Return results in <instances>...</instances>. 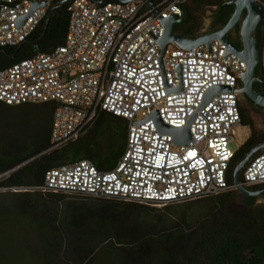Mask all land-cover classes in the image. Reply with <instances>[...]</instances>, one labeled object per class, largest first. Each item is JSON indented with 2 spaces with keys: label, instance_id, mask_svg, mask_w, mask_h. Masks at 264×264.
Listing matches in <instances>:
<instances>
[{
  "label": "built area",
  "instance_id": "built-area-1",
  "mask_svg": "<svg viewBox=\"0 0 264 264\" xmlns=\"http://www.w3.org/2000/svg\"><path fill=\"white\" fill-rule=\"evenodd\" d=\"M46 1V6H33ZM54 0H0V46L22 42L45 17ZM264 14V0H256ZM128 2L70 0L61 44L0 68V102L7 105L52 103L48 149L75 139L98 110L126 122L125 147L116 164L98 169L88 159L49 168L41 186L0 187L1 191H63L163 204L236 190L226 173L235 151L230 140L241 123L235 87L245 62L214 38L182 48L168 43L161 51V18L181 14L188 0ZM264 78V31L259 43ZM180 89H176L178 86ZM223 85L203 103L209 89ZM183 128L189 140L175 144L152 117ZM184 130L178 132L179 139ZM10 170L0 173V180ZM246 188L264 184V150L240 172Z\"/></svg>",
  "mask_w": 264,
  "mask_h": 264
},
{
  "label": "trees",
  "instance_id": "trees-1",
  "mask_svg": "<svg viewBox=\"0 0 264 264\" xmlns=\"http://www.w3.org/2000/svg\"><path fill=\"white\" fill-rule=\"evenodd\" d=\"M69 1H52L45 17L22 42L0 46V68L61 44ZM191 1L183 6L184 18L174 24L173 32L193 38L204 33L196 27L200 9L206 5L218 13L225 0ZM227 19V15L221 17L213 27ZM255 74L264 83L260 63ZM37 104L46 114L41 127L29 137L0 146V173L10 170L0 187L41 186L49 168L78 159H88L100 170L116 164L125 147L124 119L98 110L75 139L47 150L53 104ZM255 134L235 151L226 173L228 183L233 182L237 161L259 142ZM105 138L107 144H103ZM3 222L2 232H28L21 249L29 250L38 264H264V203L246 202L235 189L160 206L63 191L7 190L0 197ZM2 243L0 264H13L12 248Z\"/></svg>",
  "mask_w": 264,
  "mask_h": 264
},
{
  "label": "water",
  "instance_id": "water-1",
  "mask_svg": "<svg viewBox=\"0 0 264 264\" xmlns=\"http://www.w3.org/2000/svg\"><path fill=\"white\" fill-rule=\"evenodd\" d=\"M67 1V0H63ZM95 4H101L106 2V0H90ZM120 2H128L132 0H116ZM148 4L154 14H157V10L154 7L153 0H144ZM235 5L234 11L228 17L226 22L218 29L211 32H204L196 37L190 38L185 35L177 34L173 32L174 24L181 22L184 18V9L181 10V14L177 15L175 13L170 14L166 18H161L164 25V33L158 39L161 51L165 49L166 44L174 43L182 48H190L198 43H204L209 46L212 39L217 38L226 44L227 51L235 53L245 62V71L241 76V91L244 92L246 97L252 101L255 105L264 108V88L262 90H255L252 86L253 82H261L260 79L255 75V66L259 63V43L255 36V29L258 23L264 18L261 5L256 0H230ZM37 5L46 6L47 2H34L32 7ZM245 12V14H243ZM239 24V34L241 37V46H237L232 43L227 37L226 33ZM263 87H264V83ZM179 85L176 89H180ZM227 86L218 85L209 89L208 93L203 99L205 103L208 98L217 91H228ZM158 129L161 132L171 133L174 135L175 144L186 143L190 136L188 131L189 122L183 128H177L168 125L160 119L157 112L152 113ZM181 130H184V137L179 139L177 134ZM264 150V140L256 143L251 147L243 157H241L237 163L234 165L232 170V180L236 185V190L240 195H254L259 193L260 189L252 191L240 183V172L247 161L257 152Z\"/></svg>",
  "mask_w": 264,
  "mask_h": 264
},
{
  "label": "rangeland",
  "instance_id": "rangeland-1",
  "mask_svg": "<svg viewBox=\"0 0 264 264\" xmlns=\"http://www.w3.org/2000/svg\"><path fill=\"white\" fill-rule=\"evenodd\" d=\"M191 0H188L187 4H191ZM211 8L210 6H203L200 9L199 14H196V27L202 32L211 27ZM251 112L249 115L254 114V118L259 121L260 124L264 123V109ZM46 114L37 103H27L19 105L7 106L0 102V146H6L17 141L20 138H26L36 132L41 126ZM249 127L240 123L235 126L234 133L230 140V147L236 151L249 136ZM103 144L108 142V139H103ZM7 190H0V197ZM160 206V204H155ZM5 223H0V242L6 246H10L14 252L13 264H38V261L34 259L29 250L26 248L22 250L24 245L23 241L28 240L29 235L26 230H20L13 235L2 232L1 227ZM12 229V227H11ZM12 232V230H11ZM2 252V251H1ZM0 252V254H1ZM11 253V255L13 254ZM11 257V256H10Z\"/></svg>",
  "mask_w": 264,
  "mask_h": 264
},
{
  "label": "flooded vegetation",
  "instance_id": "flooded-vegetation-1",
  "mask_svg": "<svg viewBox=\"0 0 264 264\" xmlns=\"http://www.w3.org/2000/svg\"><path fill=\"white\" fill-rule=\"evenodd\" d=\"M230 0H225V3L222 6V9L219 10L218 13H214V7H210L211 11V23H214L218 21L221 17L227 15L229 17L232 12L234 11L235 5L232 2H229ZM245 14V12L243 13ZM221 27V26H219ZM217 28H214L213 25L211 27L207 28L204 32H211L214 31ZM264 31V18L258 23L254 33L259 41L261 39V34ZM226 37L235 45L241 46V37L239 34V24H237L234 28H232L230 31L226 33ZM258 65V64H257ZM257 65L255 66L254 73L256 71ZM261 82L255 81L253 82L252 86L255 90H262L263 87V81L261 78L255 74ZM242 83L241 81L238 82L237 86L235 87V91L237 92V97H238V104L242 109V115H240V121L243 123H246V125L249 127L250 133L249 136L252 135L253 132H255L257 139L260 141L264 140V123L260 124L258 120H256L254 117V114L249 115V111L255 112L258 111L259 109H264L263 107L255 105L252 101H250L244 92L241 91ZM248 136V137H249ZM258 143V142H257ZM250 189V188H248ZM257 189H260L259 193L254 194V195H241L242 198L246 199V202H251L254 205L257 204H262L264 203V184L258 185L255 188H251L250 190L255 191Z\"/></svg>",
  "mask_w": 264,
  "mask_h": 264
}]
</instances>
